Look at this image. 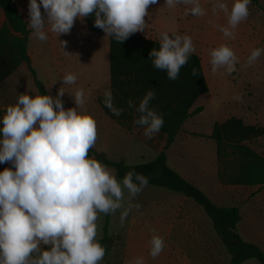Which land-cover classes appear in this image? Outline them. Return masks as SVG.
Returning <instances> with one entry per match:
<instances>
[{
  "label": "clouds",
  "instance_id": "obj_1",
  "mask_svg": "<svg viewBox=\"0 0 264 264\" xmlns=\"http://www.w3.org/2000/svg\"><path fill=\"white\" fill-rule=\"evenodd\" d=\"M157 3L29 0L27 25L35 38L47 41L48 31L57 37L70 34L77 19L94 15V27L123 43L132 34L144 32L148 8ZM181 4L186 6L185 15H206L200 0H166L165 6ZM250 4L251 0H234L229 8L225 0H215L213 14L222 12L227 17L226 25H215L224 38H235L236 28L249 16ZM59 42L64 50L67 41ZM194 51L190 36L170 37L164 32L159 49H152L149 59L174 81ZM262 55L264 49L254 48L247 64H254ZM209 56L213 73L221 68L229 74L236 71L239 59L227 44L210 49ZM192 74L197 75L195 70ZM60 80L63 85H72L77 76L66 73ZM64 95L63 86L56 96L21 93L0 119V164L13 166L0 171V264H100L106 250L97 240L99 214L120 211L123 225L130 211L141 207L133 200L148 186V178L129 171L118 181L106 165L89 158L97 139V124L90 114L80 111L85 105L84 90L74 91L75 107L67 109ZM154 98L155 93L148 91L138 107L128 101V107L139 114L134 123L144 128L149 139L164 124L163 116L150 107ZM113 100L111 90H105L104 105L119 116L123 109L115 107ZM152 232L149 255L156 258L166 244L155 229ZM128 264H144V260L138 257Z\"/></svg>",
  "mask_w": 264,
  "mask_h": 264
},
{
  "label": "rangeland",
  "instance_id": "obj_2",
  "mask_svg": "<svg viewBox=\"0 0 264 264\" xmlns=\"http://www.w3.org/2000/svg\"><path fill=\"white\" fill-rule=\"evenodd\" d=\"M259 1L264 5V0ZM212 6L213 0H211V9ZM152 10L153 7L150 5L148 13L150 14ZM193 17L195 20L193 28L194 53L201 57L211 88L207 94L200 96L195 103V107H203V111L191 118L194 122L186 121L176 144L167 153L170 154L172 162L180 166L185 176H191L192 180L199 182L203 178L201 173L204 171V165H210V162L214 161L216 144L213 140L197 137L196 134L207 135L211 133L216 122H224L232 116L242 119L246 124L264 127V55L254 64L250 66L247 64V58L254 48L264 49V13L256 9L251 3L249 16L236 28L234 39L224 38L215 25H226V22L224 19H220L219 12L214 14L210 26L211 32L216 38L214 42H206L203 39L204 23H199V17ZM149 19L159 22L157 16L150 15L147 20ZM171 19L172 22H170ZM168 20V26L161 33L167 32L170 37L172 34L179 35L174 24L173 13L166 21ZM74 26V30H71L70 34L60 35V41H67L64 50L60 42L57 41L48 43V41H40L35 37L30 39L28 49L37 46L39 53L38 56H34L32 66L36 71L37 79L43 82L47 94L52 96H56L58 89L64 86L60 79L65 73H74L84 81H89V84L80 83L78 86L64 88L65 95L62 99L65 109L75 107L71 96L76 89L83 88L85 105L80 111L90 114L97 124V139L93 148L103 152L111 161H124L128 165L151 162L159 154L156 149L164 140V136H153L149 139L144 135V128L133 129L131 136L119 126L108 127L107 119L109 118L101 112L98 104L97 97L104 94L105 90L110 89L109 36H106L104 32L91 33L87 28L85 19L83 21L77 19ZM144 34L157 39L161 36L160 32L157 33L148 28H145ZM221 44H227L239 59L235 66L236 71L233 73L229 74L222 68L215 73L211 71L209 50ZM57 56L61 59L58 60ZM14 75L13 78H10L7 86L3 88L4 96H0V119L5 114L6 108L16 103L21 93L38 94L28 66H21ZM237 96L240 97L239 100L235 99ZM192 122L194 124L190 127ZM185 128H189V130H184ZM140 141H146L148 144L156 141L157 148L153 147L155 150L149 149ZM248 144L256 150H261L264 154V137L253 139ZM6 167L13 166L11 163L0 164V171ZM107 167L116 176L115 169L110 166ZM234 189L236 192H228V197L207 195L219 206H238L242 216V220L237 226L238 232L244 240L255 243L264 250V187L256 190L255 193H252L251 188ZM212 191L214 194L217 192L214 188ZM164 193L184 197L182 194L164 188L147 186L133 200L134 204L138 203L141 207L139 210L133 208L123 225L120 222V211L110 215L108 235L113 239L108 256L110 264H128L129 261L138 257L143 258L144 264H171L169 251L165 249L156 258L149 255V241L153 235L152 229H155L157 233L161 221L158 209L161 208L160 205H163L162 208L164 209L171 208L170 200ZM125 196L127 197L126 192ZM190 202L203 213L205 223L215 234L212 222L204 209L191 199ZM175 204L180 203L176 202ZM106 219L107 215L99 214L97 220L98 241L105 238ZM221 245L227 256L223 264H229V254L225 246ZM196 250L193 247V250H183V253L187 256L190 252L192 255L197 252ZM100 264H106L104 258ZM243 264L260 263L257 260H249Z\"/></svg>",
  "mask_w": 264,
  "mask_h": 264
},
{
  "label": "trees",
  "instance_id": "obj_3",
  "mask_svg": "<svg viewBox=\"0 0 264 264\" xmlns=\"http://www.w3.org/2000/svg\"><path fill=\"white\" fill-rule=\"evenodd\" d=\"M252 5L264 13V5L259 0H251ZM5 20L0 27V87L23 65L28 66L38 90H47L36 77L28 54L31 29L22 16L15 0H0ZM91 33H102L94 27V15L84 18ZM160 41L132 34L123 43L109 36L110 89L114 106L123 109L116 116L104 105V94L97 101L103 112L115 120L128 132L142 128L134 123L138 113L128 107L131 100L136 107L148 91L155 93L150 107L162 115L164 124L159 133L166 136V145L157 157L149 163L128 165L124 161H111L104 153L94 148L89 150V158L110 166L116 171V178L123 180L129 171L148 178V186L164 188L179 193L201 206L212 222L213 228L229 256V264H243L257 260L264 264V250L257 244L248 242L238 232L242 220L238 206H219L198 186L180 175L168 164L167 150L173 144L185 122L203 111V107L192 110L198 98L209 92L202 60L192 53L176 80H169L167 72L156 69L149 59L152 49H159ZM193 70L197 75H193ZM197 137L213 140L216 144L218 159V180L224 186L264 187V156L254 150L248 142L264 136V127L246 124L242 119L232 116L224 122H216L210 135L196 134ZM2 138V137H0ZM110 215L104 226L105 238L99 243L105 248L104 260L108 259L113 239L108 235Z\"/></svg>",
  "mask_w": 264,
  "mask_h": 264
},
{
  "label": "crops",
  "instance_id": "obj_4",
  "mask_svg": "<svg viewBox=\"0 0 264 264\" xmlns=\"http://www.w3.org/2000/svg\"><path fill=\"white\" fill-rule=\"evenodd\" d=\"M18 8L24 17L26 23H28V4L29 0H15ZM39 3L40 0H37ZM215 0H213V3ZM225 2L229 5V8H231L232 3L234 0H225ZM166 0H158L157 4L152 5L153 10L150 12L148 16L145 17V21L147 23L145 28H148L149 30L152 29L156 31L157 33L164 30L166 26H168V17H170V14L173 13L174 15V24L177 27L179 35H188L192 38V41L194 40V34H193V28L195 25V20L193 15H185V10L186 6L184 5H177L175 8H169L165 6ZM201 6L205 9L206 15L199 17L200 19L198 20L199 23L203 22L204 23V30L202 35L204 36L203 39L206 42H214L216 39L214 35L211 32V23H212V17L214 16L213 11L210 7L211 5V0H200ZM41 12L43 14V7L41 6ZM220 13V19H224L226 24H227V17L222 13ZM157 16L159 22H154L152 20H147L149 16ZM5 20V15L0 8V27L4 23ZM172 22V19L171 21ZM221 22V21H220ZM75 27V26H74ZM74 27L71 29L72 31L74 30ZM29 28V27H28ZM30 29V28H29ZM47 31V29H46ZM135 34L142 35L146 38H150L149 36H145L144 32H137ZM34 36L32 35V30L31 34L29 37V42L30 39H32ZM71 38V37H70ZM74 39V38H73ZM151 39H157L156 37H151ZM158 41H161V36ZM48 43L51 42H59L60 41V36L57 37L55 33H52L48 31ZM29 46V43H28ZM194 53V52H193ZM28 54L31 58L32 61V66H33V59L34 56H38V48L37 46H33L32 49H28ZM196 54V53H195ZM58 60L61 59V57L57 56ZM203 66V65H202ZM110 70V68H109ZM205 77L207 79L208 85H209V90L211 88V83L209 82L205 68L203 67ZM36 72V71H35ZM66 74V73H65ZM64 74V75H65ZM63 75V76H64ZM15 76V75H14ZM77 76V75H76ZM13 78V76L11 77ZM10 79H8L1 87H0V96L3 95L4 87L7 86L8 82ZM61 83L63 84L62 80ZM83 83V84H89V81H84L81 77L77 76V81L75 84L72 85H64L63 88L67 87H73V86H78V84ZM38 92V90H37ZM99 97V96H98ZM97 97V99H98ZM2 99V98H1ZM1 104V102H0ZM99 104V103H98ZM101 108V107H100ZM197 107L192 108L195 109ZM101 112L105 114L101 108ZM106 115V114H105ZM108 123V127H116L119 126L122 128L127 134L131 135V132H128L126 129H124L122 126H120L115 120L111 119L108 115H106ZM192 118V117H191ZM188 119L187 121H193L192 119ZM190 123V127L194 123ZM186 123V122H185ZM184 126V125H183ZM143 128V127H142ZM183 128V127H182ZM184 130H189V128H185ZM213 130V129H212ZM134 131V130H133ZM181 132L178 133L176 139L174 140L173 144L169 147L168 150H170L177 142V138H179ZM109 133V132H108ZM111 134V132H110ZM211 133L207 134L210 135ZM132 136V135H131ZM155 137H160L164 136L160 133H157L154 135ZM264 137V136H263ZM262 138V137H258ZM257 139V138H255ZM141 144L147 146L149 149H154L153 147L157 146V142L154 141L152 144H148L146 141H140ZM166 145V136H164V140L160 142L158 145L157 151L159 153L162 151L164 146ZM157 148V147H156ZM256 150L255 148H253ZM167 150V151H168ZM259 154L264 156L263 152L261 150H256ZM99 152V151H98ZM103 153V152H101ZM185 153V152H184ZM168 157V164L175 169L180 175H182L185 179L190 181L191 183L195 184L199 188L203 190V187H205V193L208 195H214L216 197H228V192H236L234 188H243V186H224L222 185L219 180H218V159H217V149L215 147V154H214V161L210 162V165H204V171L201 173V176H203L202 180H199V182H196L192 180V178L185 176L182 172L183 170L180 168V166L175 165L170 157V154L167 153ZM216 189L217 192L214 194L212 189ZM245 188H251L252 193L256 192V190L260 189L261 187H245ZM263 188V187H262ZM231 190V191H230ZM179 194V193H177ZM166 197L170 200V206L171 208H162L163 205H160L161 208L158 209L160 211V218L161 221L159 222V230L157 231L158 234L163 237L165 240L166 247L164 248L165 250L169 251V256H170V261L171 264H223V261L227 259V256L225 254L224 249L221 247L222 243L217 236L215 235L214 232L208 227V225L205 223V219L203 216V213L199 211L194 205L190 202V199L185 197H177L176 195H172L170 193H164ZM220 199V198H218ZM176 202L180 204H175ZM193 247L197 249L196 253L192 254L189 252V255H184L183 250H188L190 249L193 250ZM167 256V255H166ZM193 258V259H192ZM230 260V256H229Z\"/></svg>",
  "mask_w": 264,
  "mask_h": 264
}]
</instances>
